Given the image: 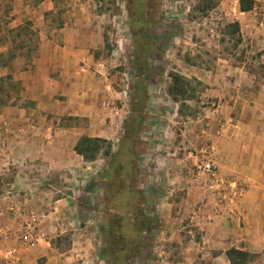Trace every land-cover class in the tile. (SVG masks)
<instances>
[{"label": "rangeland", "instance_id": "374dc122", "mask_svg": "<svg viewBox=\"0 0 264 264\" xmlns=\"http://www.w3.org/2000/svg\"><path fill=\"white\" fill-rule=\"evenodd\" d=\"M236 2L25 0L26 10L16 22L6 9L15 3L0 2V62L17 54L27 59L33 55L39 26H79L85 43L91 46L92 64L85 68L94 76V84L90 83L96 103L105 102L106 123L112 127L121 124L125 135L137 127L140 142L145 145L150 137L159 145L156 153L165 154L160 145L168 144L173 159L190 154L189 164L176 173L169 192L151 189L147 183L142 191H133L128 175L123 183L113 171H102L105 164L113 166V156H117L114 146L123 134L113 127L112 133L118 137L105 164L101 163V170L88 180L89 188L77 193L74 200V225L55 241L58 249L69 251L68 264H228L221 253L232 248H228L227 233L214 213L216 191L192 183L190 171L200 145L206 142L212 148L209 135L243 115L223 113L220 108L213 113L219 99L212 92L231 94L229 79L235 69L254 75V84L264 83V49L244 40L239 27L237 33L227 27L237 23L234 14L226 13ZM253 3L261 7L260 0ZM42 4L48 11H42L41 16ZM6 39L11 40V50L2 53V40ZM174 86H181L179 95L168 94ZM0 88L1 103L18 102L22 90L18 82H0ZM248 89L239 91L244 100L253 93V88ZM194 126L203 132L196 140ZM100 146L102 152L110 142ZM102 156L99 153L96 159ZM184 177L192 185L190 192L183 188ZM75 188L80 190L79 185ZM121 203L135 210H123L122 217L115 215ZM122 218L128 219L125 225ZM261 260L260 255H249L247 263Z\"/></svg>", "mask_w": 264, "mask_h": 264}, {"label": "crops", "instance_id": "0c3cea01", "mask_svg": "<svg viewBox=\"0 0 264 264\" xmlns=\"http://www.w3.org/2000/svg\"><path fill=\"white\" fill-rule=\"evenodd\" d=\"M0 2L15 3L6 8L15 22L26 10L25 0ZM44 7L42 4L41 16L42 11H48ZM257 8L253 3L252 9L240 12L236 2L234 9L226 13L234 14L244 40L264 49V8ZM9 9L12 10L9 12ZM36 34L35 52L28 59L17 54L0 62V82L13 80L22 88L17 103L0 102V191L3 194L0 197V264L69 263V251L58 249L55 241L68 226L74 225L71 213L77 193H84L88 180L106 162L105 156L86 162L77 155L73 149L80 137L110 142V151L118 137L116 130L123 131L114 146L117 156H113V166L105 164L102 171L108 174L113 171L122 182L128 175L133 191L144 189L147 183L151 189L157 187L169 192L177 179L176 173L189 164V153L183 159H173L168 144L160 145L165 154L156 153L159 145L153 144L150 137L144 145L135 131L137 127L130 128L127 136L120 124L113 126L116 136L112 133L113 127L106 123L105 102L97 104V95L91 91L94 76L85 68L92 64L91 46L85 43L79 26L57 28L48 24L39 26ZM2 42V53H9L11 40ZM253 80L254 75L235 69L229 79L231 94L212 92L219 99L216 103L221 112L243 115L207 135L218 174L242 188L232 212L220 208L216 215L218 224L227 233L228 248L260 255L261 261L250 264H264V83L254 84ZM241 81L245 84L241 85ZM245 87L253 88V93L244 100L239 91L249 92ZM192 131L194 140L203 133L198 131V126ZM181 179L185 191L190 192L189 179ZM77 185L80 190L75 188ZM194 193L196 196L197 191ZM201 196L198 190V199ZM214 196V206H218V193ZM126 204L121 203L114 210L115 215L122 217L123 210H135ZM29 212L43 216L39 224L42 237L32 248L16 249L14 236ZM126 221L122 218L121 223L125 225ZM129 221L133 223L132 219ZM11 248L16 249L15 259L7 263L4 252ZM225 251L221 255L226 260Z\"/></svg>", "mask_w": 264, "mask_h": 264}, {"label": "built area", "instance_id": "2783aa9c", "mask_svg": "<svg viewBox=\"0 0 264 264\" xmlns=\"http://www.w3.org/2000/svg\"><path fill=\"white\" fill-rule=\"evenodd\" d=\"M257 1V0H251ZM261 6L264 8V0H260ZM220 106L215 103L212 112L216 113ZM190 180L195 184H203L214 188L218 193V206H214V213L220 208L229 213L232 212L237 200L242 194V188L233 181L224 180L217 172L216 165L212 157V148L204 142L197 150V160L190 171ZM217 199V200H218ZM43 216L38 217L33 212H29L26 220L22 223L19 230L15 234L16 249H28L37 244L39 238L42 237V230L39 227ZM16 249L11 248L4 252V260L12 263L15 259Z\"/></svg>", "mask_w": 264, "mask_h": 264}, {"label": "trees", "instance_id": "16d2710c", "mask_svg": "<svg viewBox=\"0 0 264 264\" xmlns=\"http://www.w3.org/2000/svg\"><path fill=\"white\" fill-rule=\"evenodd\" d=\"M253 3L249 0H238V10L240 12H246L252 9ZM227 27L233 29L232 33H237L238 25L237 23L228 24ZM174 82H177V77H172ZM181 93V86H174L168 89V94L179 95ZM105 143L99 139L80 137L74 146V152L80 155L82 159L86 162H92L96 159L97 154H102L103 156L109 155V146H107L102 152H100L101 144ZM87 189L89 186L86 187ZM248 256L246 252L238 251L235 249H228L225 251V257L228 264H248Z\"/></svg>", "mask_w": 264, "mask_h": 264}]
</instances>
